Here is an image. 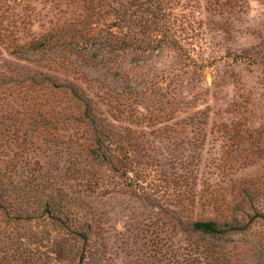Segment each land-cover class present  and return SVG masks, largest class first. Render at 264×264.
Returning <instances> with one entry per match:
<instances>
[{
  "label": "trees",
  "instance_id": "obj_1",
  "mask_svg": "<svg viewBox=\"0 0 264 264\" xmlns=\"http://www.w3.org/2000/svg\"><path fill=\"white\" fill-rule=\"evenodd\" d=\"M180 1L64 0V17L30 36L16 23H0V264H38L39 241L9 228L23 224L30 231L39 222L62 234L47 264H97L93 197L108 175L134 181L150 200L149 173L137 167L157 159L142 137L174 124L162 120L179 110L169 82L195 62L184 46L192 21L178 10ZM205 2L222 20L218 9L233 0ZM222 122L235 131L232 119ZM246 192L238 205L247 211L239 217L171 218L202 241L250 235L245 253L264 264V248L252 239L264 213ZM109 193L104 189L102 197Z\"/></svg>",
  "mask_w": 264,
  "mask_h": 264
},
{
  "label": "rangeland",
  "instance_id": "obj_2",
  "mask_svg": "<svg viewBox=\"0 0 264 264\" xmlns=\"http://www.w3.org/2000/svg\"><path fill=\"white\" fill-rule=\"evenodd\" d=\"M63 1L0 0V23H16L30 36L54 17H64ZM180 2L183 7L178 10L192 21L193 31L184 46L195 62L176 71V82H169L179 110L162 120L174 124L162 135L142 137L152 143L150 154L157 159L156 165L137 167L149 173L144 191L150 200L142 199L134 181L114 174L96 189L97 264H260L245 253L250 235L202 241L183 234L171 217L178 214L183 223L239 217L247 211L238 205L247 190L264 213V0L226 3L218 9L222 20L212 16L214 8L205 0ZM206 64L210 66L205 68ZM227 119L237 125L232 133L223 125ZM104 189L110 192L106 197ZM22 225L9 229L37 239L38 264H47L49 247L62 234L44 222L33 223L31 232ZM252 230V239L264 248V223Z\"/></svg>",
  "mask_w": 264,
  "mask_h": 264
}]
</instances>
